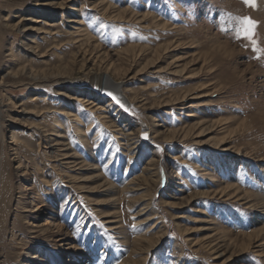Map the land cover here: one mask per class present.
Instances as JSON below:
<instances>
[{
	"label": "rangeland",
	"instance_id": "1",
	"mask_svg": "<svg viewBox=\"0 0 264 264\" xmlns=\"http://www.w3.org/2000/svg\"><path fill=\"white\" fill-rule=\"evenodd\" d=\"M5 198L0 264H264V0H0Z\"/></svg>",
	"mask_w": 264,
	"mask_h": 264
},
{
	"label": "bare ground",
	"instance_id": "2",
	"mask_svg": "<svg viewBox=\"0 0 264 264\" xmlns=\"http://www.w3.org/2000/svg\"><path fill=\"white\" fill-rule=\"evenodd\" d=\"M84 31V30H83ZM86 34H87V31H85V32H83V34H82V36L84 37V36H86ZM167 49H169V46H165L161 51H166ZM155 53H156V51H155ZM55 72V71H54ZM53 72V73H54ZM101 72V71H100ZM163 72V71H162ZM47 74H48V72H47ZM82 74V73H81ZM96 74V73H95ZM46 75V74H45ZM54 75V74H53ZM64 75V74H63ZM70 75V74H69ZM72 75V74H71ZM89 75V74H88ZM33 77H32V79L33 80H36L37 78H38V76H36V75H32ZM42 76V75H41ZM74 76V75H73ZM91 76V75H90ZM46 77V76H45ZM45 77H42V78H45ZM48 77V76H47ZM47 77H46V79H47ZM55 77H56V75H55ZM59 77V76H58ZM64 77V76H63ZM65 77H67V76H65ZM82 77V76H81ZM88 77V76H87ZM93 78H91L90 80H89V88H87V87H85L84 89H89V91L91 92V97L92 98H94V99H97V100H102V98H103V94H105L108 98H109V101H108V105L109 106H115V105H123V107L124 106H127L128 105V103L129 102H133L132 100H130L126 95H125V93H124V89H123V86H122V84H121V81H116V80H114L113 78H111L109 75H107V73H105V72H103L102 74H97V75H93L92 76ZM61 78V77H60ZM84 78V77H83ZM63 79V78H62ZM65 79V78H64ZM42 80V79H41ZM74 80V79H73ZM94 80V81H93ZM43 81V80H42ZM44 82V81H43ZM73 82V81H72ZM74 82H75V80H74ZM69 84V83H68ZM64 85H65V83H64ZM87 85V84H86ZM76 89H78L79 91L81 90V88H76ZM78 91V92H79ZM81 92V91H80ZM85 93V92H84ZM109 93H111V96L110 95H108ZM86 94V93H85ZM112 96H115L117 99H118V101H119V103H117V102H115V101H113L112 100ZM185 96H183L182 98H181V101H184L185 99ZM96 101V100H95ZM90 104H93L92 106H94V107H96L97 106V104H94L93 102H90ZM163 105V104H162ZM93 107V108H94ZM119 115L120 116H122L123 114H122V111L121 110H119ZM66 115H68V113L66 114ZM36 117V116H35ZM57 122V119L56 118H54V120L51 122L52 123V125H51V132H46V131H43V132H45V134L47 135V136H54V134H53V131H54V129L57 127V124H53V123H56ZM75 122H79V120H78V118H75ZM90 124V126H92V123L90 122L89 123ZM31 129H32V135H34V132H36V130L38 129V127L37 126H32L31 127ZM42 130V129H41ZM199 132V131H198ZM42 133V132H41ZM188 133V132H187ZM186 133V134H187ZM120 134H122V133H120ZM46 135L45 136H43L44 138H47L46 137ZM188 135V134H187ZM45 141V145L47 144V145H50L49 146V148H51V151H49V152H44V154H42V153H38L37 155H38V157L41 159V161L42 160H48V161H50V160H52L51 158H53V159H55L56 158V156H58L57 155V150H56V148H54L53 146H52V142H54L52 139H48L47 141H46V139L44 140ZM138 141V140H137ZM200 145V144H199ZM220 145H221V143H220ZM20 146L21 147H24L25 146V143H23V142H21V144H20ZM227 146V145H226ZM38 148H39V146H38ZM224 148V147H223ZM219 149V148H218ZM222 149V148H221ZM229 151V150H228ZM43 156H45L46 158H44L43 159ZM47 164V163H46ZM43 167L41 168V167H39L36 171H35V173H38V172H41L42 170H44V163H43V165H42ZM18 168H19V166H18ZM154 175V173H152L151 174V177ZM4 185V184H3ZM3 185H2V187H3ZM34 188V187H33ZM33 188H30V189H33ZM226 189V188H225ZM227 191V190H226ZM4 192H5V195L6 196H8L9 195V192H10V189H8L7 191L6 190H4V189H2V194L4 195ZM242 194H243V192H241ZM34 195H37L36 193L34 194ZM237 195V194H236ZM240 195V194H239ZM5 196V197H6ZM256 198V197H255ZM8 199V198H7ZM6 198H5V200H3V201H1V199H0V205H2V207H4V209L3 210H0V215H3V214H5L6 213V209L8 208V204H9V202H8V200H7ZM244 199V198H243ZM245 199H246V197H245ZM251 200V199H250ZM254 200V199H253ZM256 201V200H255ZM33 202V201H32ZM245 204V203H244ZM253 204V203H252ZM258 204V203H257ZM40 205V206H39ZM259 205V204H258ZM253 205H251V207H252ZM261 206V205H260ZM36 207V209L35 210H33L34 212L35 211H37V210H39L41 207H42V205L41 204H38V205H36L35 206ZM147 207H148V204H147ZM255 207V206H254ZM258 207V206H257ZM26 212V211H25ZM258 219V218H257ZM139 220V219H138ZM3 219L2 220H0V224H2L3 223ZM47 225V224H46ZM42 227L43 226H45V225H41ZM36 227V226H35ZM46 227V226H45ZM2 228V227H1ZM37 228V227H36ZM40 228V227H39ZM39 231V230H38ZM41 231H42V228H41ZM255 231V230H254ZM37 232V231H36ZM39 233V232H38ZM252 235V234H251ZM147 241V240H146ZM149 242V241H148ZM150 243V242H149ZM148 243V244H149ZM142 250H144L143 248H141ZM147 249H149V248H146V250ZM141 250V251H142ZM137 252V251H136ZM142 252H144V251H142ZM134 253V252H133ZM211 253V252H210ZM27 255V254H26ZM21 264H27L26 262H21Z\"/></svg>",
	"mask_w": 264,
	"mask_h": 264
},
{
	"label": "snow or ice",
	"instance_id": "3",
	"mask_svg": "<svg viewBox=\"0 0 264 264\" xmlns=\"http://www.w3.org/2000/svg\"><path fill=\"white\" fill-rule=\"evenodd\" d=\"M244 3L249 6H254V0H244ZM240 27H237L236 29V37L240 38L242 35L245 39L250 40L253 43V50L255 51V40H253V29L255 27V24L253 21H251L249 18H244L243 20L239 21ZM108 95L111 96V93ZM112 100L119 103L118 99L115 96H112ZM123 107V105H121ZM147 139V137H144Z\"/></svg>",
	"mask_w": 264,
	"mask_h": 264
}]
</instances>
